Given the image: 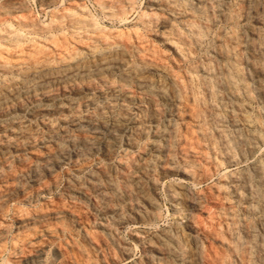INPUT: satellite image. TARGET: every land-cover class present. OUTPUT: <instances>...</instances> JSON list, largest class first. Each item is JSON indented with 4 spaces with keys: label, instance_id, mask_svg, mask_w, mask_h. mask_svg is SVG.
<instances>
[{
    "label": "bare ground",
    "instance_id": "obj_1",
    "mask_svg": "<svg viewBox=\"0 0 264 264\" xmlns=\"http://www.w3.org/2000/svg\"><path fill=\"white\" fill-rule=\"evenodd\" d=\"M0 3V264L129 257L119 228L160 217L169 172L192 183L169 191L177 221L134 231L130 264H264V105L245 101L264 104V31L247 23L264 0H145L126 31L77 2L45 23ZM139 3L98 0L124 23Z\"/></svg>",
    "mask_w": 264,
    "mask_h": 264
},
{
    "label": "rangeland",
    "instance_id": "obj_2",
    "mask_svg": "<svg viewBox=\"0 0 264 264\" xmlns=\"http://www.w3.org/2000/svg\"><path fill=\"white\" fill-rule=\"evenodd\" d=\"M23 1L25 3V6H26V10H27L26 12L29 15H31L32 17L36 18L41 23L47 22V20L50 18V16H51L50 12H51L52 7L54 5H57V6L60 5V7H63V6H67L69 3L77 2V4H79L81 7H83V9L86 7L84 10L88 11L89 14H92L91 16L95 17L96 20L99 22V24H101L102 26H105L107 28L121 29V30H125V31H126V29L132 30L133 28L134 29L139 28L138 25H136V23L134 22L133 18H135L137 10L139 8L143 7V5H145V0H140L139 7H137L135 11H132L131 13L128 14L129 21H125V23H124V22H119L116 19H109L107 17H104V15L102 13V9L98 5V0H72L74 2H72L71 0H54V4H51V5H45V4L41 3L39 0H23ZM60 1H61V3H60ZM0 2H2V0H0ZM81 2H82V4H81ZM95 2H97V3H95ZM41 8H43L42 11H41ZM96 14L98 16H96ZM101 18H103V19H101ZM247 23L249 25H254V27L258 28L259 30L264 31V20L257 23V22L251 21L249 19V21ZM221 25H222L221 23H217L216 27H219ZM156 44H158V46L161 49L166 50L164 48V46L161 45L160 43L156 42ZM262 79H263V77H262ZM245 101L250 105V108H251L250 110L252 111V112H250L251 114L254 113L257 109H260L261 107H263V105H264L263 103H260L257 100L251 99V98H247ZM139 144L142 145V142L140 141ZM120 147L123 148V145H121ZM262 151H264V145L262 146ZM260 156H261V153L258 152L254 155L253 158L258 159V158H260ZM100 159H101L100 153L95 152V154L92 157V160L97 161ZM248 162H249V160L247 159L246 161L240 162L237 165H232L229 168L230 169L234 168V167L242 168V167H245L246 165H248ZM92 165H93V163H90L86 169H91ZM229 168H227V169H229ZM69 169H70V165L68 162L63 163L60 166V169H59L60 180L63 181V178L65 177V173ZM227 169H225V170H227ZM218 180H219V177L217 175H213L211 179L203 180V181L197 183L195 186L200 190H204L209 185L217 182ZM161 181H162V184H161ZM157 182H158V184L156 187V191H155V193L153 192L152 195H153V198L156 200V203L158 205V208L160 211V217L151 223L137 222L134 220L133 221L130 220L119 228V232H120L121 237L126 241V243L128 244V247L130 249V256L129 257H123V258L119 259V261L116 264H130L133 259H136V257L138 258V257L142 256L140 244L138 243V241L136 240V238L133 235L134 231H140V230L147 228V227H151V228L163 227V226H166L167 224H170V223H173L174 221H177L176 213L173 211V208L171 205L172 200L170 198L169 191L172 189V190H175L176 192L179 193L180 189H182L183 187L192 185L191 181H189L186 178L179 176L178 173H170L169 172V173H164V174L161 173L160 175H158ZM39 201H40V199H38V202ZM23 206L28 207L29 205L24 204ZM11 207H12V205H10V208ZM162 215H164V216H162ZM6 219L9 222V228L14 231L15 222L10 220L7 217H6ZM138 229H140V230H138ZM133 245H135V246H133ZM43 264H47L46 259H44ZM107 264H112V263H107Z\"/></svg>",
    "mask_w": 264,
    "mask_h": 264
}]
</instances>
